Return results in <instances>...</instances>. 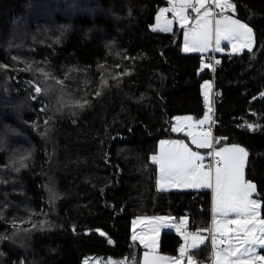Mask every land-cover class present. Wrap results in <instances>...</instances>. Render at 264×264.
I'll list each match as a JSON object with an SVG mask.
<instances>
[{
	"label": "trees",
	"instance_id": "1",
	"mask_svg": "<svg viewBox=\"0 0 264 264\" xmlns=\"http://www.w3.org/2000/svg\"><path fill=\"white\" fill-rule=\"evenodd\" d=\"M231 2L255 46L219 55L216 132L248 152L246 178L264 204V0ZM167 4L0 0V264L98 255L143 264L135 217L188 215L190 229L210 227L211 190L159 188L152 160L162 139L185 136L176 116L203 115L212 79L201 53L182 51L181 27L153 28ZM180 243L162 232V252L176 255ZM210 250L208 240L197 264Z\"/></svg>",
	"mask_w": 264,
	"mask_h": 264
},
{
	"label": "snow or ice",
	"instance_id": "2",
	"mask_svg": "<svg viewBox=\"0 0 264 264\" xmlns=\"http://www.w3.org/2000/svg\"><path fill=\"white\" fill-rule=\"evenodd\" d=\"M211 4H214L221 11L235 13L236 10V6L231 0H192L191 3L188 0H181L180 11L176 15H179L182 21L187 20L183 14L186 9H191L197 13L196 27L192 30V41L189 43L186 38L184 51H205L213 40L217 49L221 51L223 50L219 48L221 40L242 41L239 46L236 43L232 44L233 53L245 49L251 51L253 29L231 15L220 16L213 12L210 7ZM218 16L219 18H217ZM168 23L170 24L171 21ZM163 30L170 31L171 29L165 27ZM216 63L218 64L219 61ZM204 67L212 68V65L205 64ZM40 71L47 77V73H44L42 69ZM57 83L62 84L63 81H57ZM102 83L103 86H107V80ZM204 87L205 99L210 101L212 86L210 83H206ZM35 91L40 93L41 88L37 85ZM96 95L99 96L100 92H97ZM77 106L83 108L85 104L77 102ZM176 119L179 125L182 118L177 117ZM183 119L187 120L191 117ZM208 119L209 117L206 116L205 120ZM205 120L198 123L203 124ZM247 127L252 128L251 125H247ZM174 130L183 131V128L178 126ZM206 135H210V133ZM192 143L197 144L195 136H193ZM165 144H171L173 148L165 151ZM198 147H211V143L204 140L198 144ZM215 156L218 157L214 173L215 210L218 216L224 217V220L222 222L220 220L213 221L214 228L208 230L209 236L202 235L200 232H187V221H181L178 225H170L175 227L184 239V245L179 249V258L175 260V264H183L185 259L187 264H197L194 255L206 244L209 237L213 249V264H256L257 261L264 262V255L257 253V246L264 248V219L260 218V209L264 207V204L253 199L257 191L256 185L245 179L244 169L248 152L243 147L233 145L232 148L220 149L215 153ZM203 159L182 141H162L160 155L152 157V160L157 162L160 167V186L162 189L166 184L175 187L213 188L212 166L209 165L205 170L202 164ZM229 214H233L235 218L228 219ZM101 235L104 234L101 233ZM139 239L141 243H145L143 237H139ZM154 244L155 240H153ZM148 246L145 243V247ZM157 259L167 260L171 258L158 257ZM108 264H116V262L109 260ZM119 264H126V262L121 261ZM144 264H150L148 252L144 253Z\"/></svg>",
	"mask_w": 264,
	"mask_h": 264
},
{
	"label": "crops",
	"instance_id": "3",
	"mask_svg": "<svg viewBox=\"0 0 264 264\" xmlns=\"http://www.w3.org/2000/svg\"><path fill=\"white\" fill-rule=\"evenodd\" d=\"M167 1H168L167 5H172L171 4L172 2H174L173 4H175V6L172 9V13L170 14V20L169 21H171V23L170 24L168 23V24H166L164 26L163 25H159V26L155 27V29L164 31L163 29L165 27H168L171 30L170 31H165V32H171V31H173L175 29V27L180 26L179 24L183 25L185 22H188L189 25H192L194 23L195 15L197 14L196 12H194V13L193 12H189L188 9H186L183 14L187 17V20L182 21L180 19L179 15L176 16V14H175V13L180 11L181 0H167ZM188 2H190V1H188ZM212 6H213V4L211 5V8H212ZM191 16H193V20L192 21H191V18H190ZM214 53H216L217 56H219L221 54V53L218 54L217 52H214ZM226 53H233V52H226ZM236 53H238V52H236ZM209 55L208 54L206 55V62H204V63L202 62L201 71L206 70V68L204 67L205 64H210V62L208 60V56ZM206 83H210L211 86H213V81H212V79L205 80L203 82V84H202V93H203L204 106H205V111H204L203 115L200 116V117H195L193 115H190V116L189 115H179L180 117H191V119H187V120L182 118V120L180 121L181 122V127L183 128V131H178V132L183 133L185 136L180 137V138H176V139H162L159 142L158 151L155 154H153L152 157L153 156H157L158 157L160 155L161 142L162 141H168V142L182 141L193 152H197L204 159L209 158V156H210V147H198V144L200 142H203L204 140H207L209 143H211V136L210 135H206L209 132L202 131V130L199 129V126L206 125V124L209 123V119L205 120V117L206 116L210 117V115H211V111H209V108H211L212 94L210 92V101L205 99V96H204L205 87L204 86H205ZM211 90H212V87H211ZM179 116H176V117H179ZM201 120H205V122L203 124L198 123ZM174 124H175V120L173 121V126H174ZM190 133H191V135H190ZM193 136H195V138L197 140V144H193L192 143ZM217 145H219V147ZM217 145L216 146L218 147V149L216 148V150H214L215 151L214 153H216L217 151H219L222 148H232L233 145L238 146L237 143H221L220 141H218ZM239 147H243V146L240 145ZM172 148H173V145H171V144H165L164 145L165 151H168V150H170ZM155 163L157 164V167H158L157 184H158V187L161 188V186H160V167H159V164L157 162H155ZM246 165H247V161H246ZM246 165H245L244 173H245V179L248 180L246 178ZM215 167L216 166H214L212 168V171H213L212 183H213V189H214L213 211L215 212L216 220H220L222 222L224 220V217L218 216L217 213H216V210H215V204H216V201H215V180H214ZM204 168L206 170L208 167L204 166ZM163 189L202 190V189H209V188H206V187H201V188L175 187V186H171V185H167L166 184ZM256 190H257V187H256ZM253 199H257V200H259L262 203V199L259 196L258 191H256V193L254 194ZM210 211H211L210 227H208L207 229H197V230L190 229L191 218L188 215H183V216H180V217H174V216H171V215L148 216V217H152L153 219L161 217V219L157 220L159 222H158L154 232L152 233V242H153V240H155V244H154V247H153V252H151L152 254H150L151 250H149V247H147V248L145 247V243H147L149 245V243H148L150 241L149 239H144L145 243H141V241H137L144 248V251H143V254H142L143 264H144V253L145 252L149 253L150 264H153L154 260L158 261V264H175V260L179 258V249L184 245V239H183L181 233L178 232L175 227H172L170 225H173V224L178 225L181 221H187V223H186L187 232H190V233L200 232L202 235L209 236V231L208 230L214 228V225H213L214 218H212V203H211V210ZM234 218L235 217H234L233 214H229L228 219H234ZM260 218L264 219V217L262 216V208L260 209ZM163 231H175L181 237V243L179 244V247H178V253L176 255H173V257L171 259H167V260L157 259L158 257H168V256H165L167 254L162 252L161 249H160L161 234H162ZM210 239L211 238L209 237V242H210ZM210 248L212 249L211 242H210ZM212 251H213V249H212ZM257 253L259 255H264V248H260L259 246H257ZM194 260H195V258H194ZM183 264H187L186 259L184 260ZM256 264H264V262L257 261Z\"/></svg>",
	"mask_w": 264,
	"mask_h": 264
},
{
	"label": "rangeland",
	"instance_id": "4",
	"mask_svg": "<svg viewBox=\"0 0 264 264\" xmlns=\"http://www.w3.org/2000/svg\"><path fill=\"white\" fill-rule=\"evenodd\" d=\"M188 1H190L189 3L192 2V0H188ZM173 3L174 2L171 3L172 5L162 6L159 9V11L157 13V16H156V21H155V23L153 25V28L154 29H155V27H157L159 25H163L164 26V25L168 24V22L170 20V14L172 13V9L175 6V4H173ZM211 5H210V7H211ZM201 11H203V10H201ZM228 15H231V16H233V18L238 19L235 16V14L232 13L231 11H228V13H227L226 16H228ZM196 16H197V14L195 15V21L192 24L193 26L192 25H189L188 22H185L183 25L179 24L181 26L182 35H183V38H182V51H184V48H185L186 38L189 40V43H191V41H192V30L196 27ZM190 18H191V21H192L193 20V16H191ZM241 22H243V21H241ZM243 23H245V22H243ZM248 26L251 27L250 25H248ZM233 43H236L237 46H239V45H241L242 41L241 40H236V41L221 40L220 45H219V48L220 49H223L221 51V50H218L217 49V47L215 45V42L213 40V42L207 48V50H205V51H189L188 53H192V52L201 53L202 56H203V63H204V62H206V55L207 54L209 55L211 52L212 53L213 52H217L218 54H220V53L223 54V53H226V52H233V50H232V44ZM254 46H255V41H254V31H253V45H252V48ZM184 52H186V51H184ZM240 52H242V51H240ZM176 118L177 117L174 118L175 124L173 126V130L176 127H178V126L181 127V122H179V125H178V122H177V119ZM180 118H185V117H180ZM176 132H178V131H176ZM217 146L219 147V145H217ZM217 146L214 148V150H216V148L218 149ZM238 146H240V144H238ZM210 151H211V147H210ZM209 189L212 192V218H214V220H216V215H215V212L213 211L214 189L213 188H209ZM158 222L159 221H157L156 219H153L152 217H148V216H144V215L137 216V217H135L133 219V223H132V239L133 240H136V241H140L139 237H143L144 239H149L150 241L148 242L149 243V246L148 247H149V250H151L150 251V254H152L151 252H153V247H154L153 242H152V233L154 232V230H155ZM134 237H136V238L134 239ZM212 252L213 251L211 249V260H210V264H213ZM165 256H168L169 258H172L173 257V255H170V254H167ZM109 260H111L113 262H116V264H119V262H121V261L126 262L125 259H116L114 257H104V256L98 255V256L86 257L84 259V264H85V262H87V264H108V261ZM153 264H158V261L154 260Z\"/></svg>",
	"mask_w": 264,
	"mask_h": 264
},
{
	"label": "built area",
	"instance_id": "5",
	"mask_svg": "<svg viewBox=\"0 0 264 264\" xmlns=\"http://www.w3.org/2000/svg\"><path fill=\"white\" fill-rule=\"evenodd\" d=\"M212 10H213V12L218 13L220 16H226L228 13V11H221L220 9H217L214 4L212 6ZM188 11L193 12V13L195 12L191 9H188ZM208 60L210 62V65H212V68H210V69H211V75H212V81H213V86H212V90H211V94H212L211 115L209 117V123L206 125L199 126V129L202 131H207L210 133L211 145H212L211 151H210V156H209V158L204 159L202 161V164L206 167L211 165L213 168L214 166H216V160L218 159V157L215 156L214 148L218 144V141L220 139V137L218 136V134L216 132V128H217V126H219L221 124L220 120L216 117V103L221 100L222 95L215 88V74H216L217 67H219V65H220V58H219V56H217L216 53L213 52L208 56ZM216 61H219V63L217 64Z\"/></svg>",
	"mask_w": 264,
	"mask_h": 264
}]
</instances>
